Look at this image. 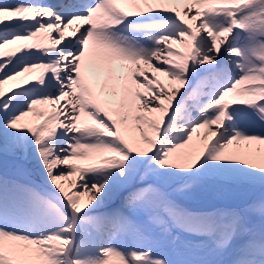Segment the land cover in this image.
Masks as SVG:
<instances>
[{"label":"snow or ice","instance_id":"6c2138e0","mask_svg":"<svg viewBox=\"0 0 264 264\" xmlns=\"http://www.w3.org/2000/svg\"><path fill=\"white\" fill-rule=\"evenodd\" d=\"M0 264H264V0H0Z\"/></svg>","mask_w":264,"mask_h":264},{"label":"rangeland","instance_id":"374dc122","mask_svg":"<svg viewBox=\"0 0 264 264\" xmlns=\"http://www.w3.org/2000/svg\"><path fill=\"white\" fill-rule=\"evenodd\" d=\"M6 88H7V86H5ZM202 131H204V130H200V132L202 133ZM66 185H67V181L66 182H64ZM84 199H87L86 197H84Z\"/></svg>","mask_w":264,"mask_h":264},{"label":"bare ground","instance_id":"6f19581e","mask_svg":"<svg viewBox=\"0 0 264 264\" xmlns=\"http://www.w3.org/2000/svg\"><path fill=\"white\" fill-rule=\"evenodd\" d=\"M202 133H203V131H202ZM84 199V198H83Z\"/></svg>","mask_w":264,"mask_h":264}]
</instances>
